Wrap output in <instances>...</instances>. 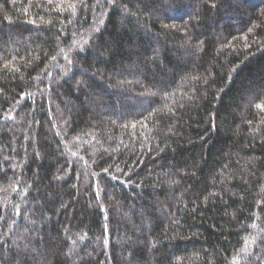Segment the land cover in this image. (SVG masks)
<instances>
[{
    "label": "trees",
    "instance_id": "16d2710c",
    "mask_svg": "<svg viewBox=\"0 0 264 264\" xmlns=\"http://www.w3.org/2000/svg\"><path fill=\"white\" fill-rule=\"evenodd\" d=\"M264 0H0V264H264Z\"/></svg>",
    "mask_w": 264,
    "mask_h": 264
},
{
    "label": "snow or ice",
    "instance_id": "6c2138e0",
    "mask_svg": "<svg viewBox=\"0 0 264 264\" xmlns=\"http://www.w3.org/2000/svg\"><path fill=\"white\" fill-rule=\"evenodd\" d=\"M262 107H264V106H262Z\"/></svg>",
    "mask_w": 264,
    "mask_h": 264
}]
</instances>
